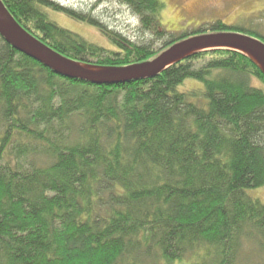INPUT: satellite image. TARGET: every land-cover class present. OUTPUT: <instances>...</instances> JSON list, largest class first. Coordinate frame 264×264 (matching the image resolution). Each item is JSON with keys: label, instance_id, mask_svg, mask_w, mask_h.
<instances>
[{"label": "trees", "instance_id": "1", "mask_svg": "<svg viewBox=\"0 0 264 264\" xmlns=\"http://www.w3.org/2000/svg\"><path fill=\"white\" fill-rule=\"evenodd\" d=\"M1 1L33 37L93 68L205 33L171 37L160 0H117L144 32L168 36L157 50L49 0ZM48 11L97 28L110 48ZM208 31L247 34L220 21ZM263 186L264 74L244 55L202 51L151 79L93 85L0 36V264H264V204L246 194Z\"/></svg>", "mask_w": 264, "mask_h": 264}, {"label": "rangeland", "instance_id": "2", "mask_svg": "<svg viewBox=\"0 0 264 264\" xmlns=\"http://www.w3.org/2000/svg\"><path fill=\"white\" fill-rule=\"evenodd\" d=\"M52 3L76 14L89 17L99 23L103 30L121 35L138 45H149L161 49L168 36L158 40L144 32L132 12L117 0H49ZM163 11L160 24L171 37L192 35L203 31L207 34L210 25L222 22L233 28L246 29L245 35L255 37L248 31L264 37V0H160ZM49 18L59 27L77 34L88 43L110 48L107 39L92 26L76 22L63 14L48 11ZM161 28V29H162ZM167 34V35H168ZM202 35V34H198ZM196 35V36H198ZM193 37V36H192ZM89 70H99L90 67ZM254 86H259L255 81ZM184 89H194L197 84L187 81ZM183 88V87H182ZM181 88V89H182ZM246 194L264 204V186L247 191ZM174 264H189L183 261Z\"/></svg>", "mask_w": 264, "mask_h": 264}, {"label": "water", "instance_id": "3", "mask_svg": "<svg viewBox=\"0 0 264 264\" xmlns=\"http://www.w3.org/2000/svg\"><path fill=\"white\" fill-rule=\"evenodd\" d=\"M0 36L17 52L40 63L54 74L93 85H117L151 79L186 57L209 50L238 52L264 74V42L240 33L217 32L193 36L177 42L156 58L142 63L99 70L69 60L26 31L0 0Z\"/></svg>", "mask_w": 264, "mask_h": 264}, {"label": "bare ground", "instance_id": "4", "mask_svg": "<svg viewBox=\"0 0 264 264\" xmlns=\"http://www.w3.org/2000/svg\"><path fill=\"white\" fill-rule=\"evenodd\" d=\"M261 41V40H260ZM263 42V41H262Z\"/></svg>", "mask_w": 264, "mask_h": 264}]
</instances>
